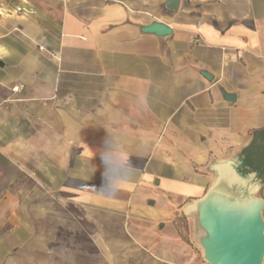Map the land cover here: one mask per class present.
Returning <instances> with one entry per match:
<instances>
[{"label":"crops","instance_id":"crops-1","mask_svg":"<svg viewBox=\"0 0 264 264\" xmlns=\"http://www.w3.org/2000/svg\"><path fill=\"white\" fill-rule=\"evenodd\" d=\"M43 1L0 19V264H207L183 209L264 157V0Z\"/></svg>","mask_w":264,"mask_h":264},{"label":"water","instance_id":"water-1","mask_svg":"<svg viewBox=\"0 0 264 264\" xmlns=\"http://www.w3.org/2000/svg\"><path fill=\"white\" fill-rule=\"evenodd\" d=\"M179 0H166L176 10ZM146 33H172L166 23L154 20L142 27ZM0 66L4 62L0 60ZM203 74L211 79L207 72ZM234 100L235 94L224 93ZM214 179L205 194L186 204L183 213L195 220L194 241L207 264H264V198L258 195L264 173L245 153L214 160Z\"/></svg>","mask_w":264,"mask_h":264},{"label":"rangeland","instance_id":"rangeland-1","mask_svg":"<svg viewBox=\"0 0 264 264\" xmlns=\"http://www.w3.org/2000/svg\"><path fill=\"white\" fill-rule=\"evenodd\" d=\"M44 3L43 0H0V19L3 17H9L10 15H14L17 13H20L21 11L30 10L28 7H35L36 5H41ZM262 193V191L259 192V195ZM48 257V258H47ZM50 259L46 264L52 263L54 264L55 258L58 259V256H55L54 254L48 255V256H41V255H35V263L39 264V259ZM15 260L16 264H23V254H19L17 251L15 253ZM33 264V263H32Z\"/></svg>","mask_w":264,"mask_h":264},{"label":"clouds","instance_id":"clouds-1","mask_svg":"<svg viewBox=\"0 0 264 264\" xmlns=\"http://www.w3.org/2000/svg\"><path fill=\"white\" fill-rule=\"evenodd\" d=\"M105 155H110L109 153H102L101 154V163L103 164L105 161ZM94 175V174H93ZM101 179H102V185L108 189L107 192H98L99 195L109 196V197H115V195L119 191V182L116 180V178L109 177L105 175V172H101ZM95 187L99 190L101 188Z\"/></svg>","mask_w":264,"mask_h":264},{"label":"trees","instance_id":"trees-1","mask_svg":"<svg viewBox=\"0 0 264 264\" xmlns=\"http://www.w3.org/2000/svg\"><path fill=\"white\" fill-rule=\"evenodd\" d=\"M255 151L256 150L254 149V147H249L246 149L245 153L249 156V154H253ZM250 162L252 163V166L253 165L254 166L259 165V166L263 167L264 166V157L254 158V159L250 160ZM258 169H260V168H258Z\"/></svg>","mask_w":264,"mask_h":264},{"label":"built area","instance_id":"built-area-1","mask_svg":"<svg viewBox=\"0 0 264 264\" xmlns=\"http://www.w3.org/2000/svg\"><path fill=\"white\" fill-rule=\"evenodd\" d=\"M194 42L198 41V38H194L193 39ZM18 88L16 87L15 90H17Z\"/></svg>","mask_w":264,"mask_h":264}]
</instances>
